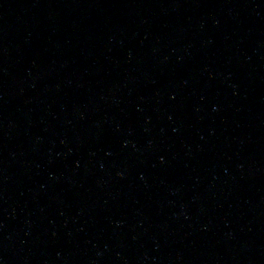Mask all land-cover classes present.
I'll return each mask as SVG.
<instances>
[{
  "label": "water",
  "instance_id": "water-1",
  "mask_svg": "<svg viewBox=\"0 0 264 264\" xmlns=\"http://www.w3.org/2000/svg\"><path fill=\"white\" fill-rule=\"evenodd\" d=\"M0 264H264V0H0Z\"/></svg>",
  "mask_w": 264,
  "mask_h": 264
}]
</instances>
